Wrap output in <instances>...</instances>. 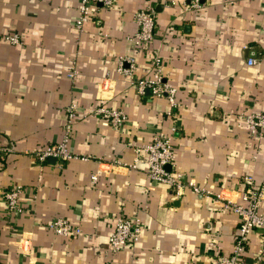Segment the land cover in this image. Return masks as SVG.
Listing matches in <instances>:
<instances>
[{
  "label": "crops",
  "instance_id": "0c3cea01",
  "mask_svg": "<svg viewBox=\"0 0 264 264\" xmlns=\"http://www.w3.org/2000/svg\"><path fill=\"white\" fill-rule=\"evenodd\" d=\"M148 3L157 11L155 36L137 45L135 13ZM79 5L0 0V264H214L232 252L241 224L217 194L240 201L264 180V135L245 119L264 110V0H207L201 8L184 0L99 2L82 30ZM154 52L178 88L175 108L165 96L139 95L118 70V58L133 55L134 76L150 75ZM99 106L122 108L128 120L113 125ZM68 130L79 156L38 159V149ZM160 130L173 135L172 169L208 192L185 187L174 195L151 180L136 146ZM137 157L138 167L127 165ZM13 184L24 185L21 212L8 210L4 198ZM120 214L139 216L142 231L113 251ZM57 216L79 232L56 233L49 222ZM263 245L264 230L255 227L244 259L257 264Z\"/></svg>",
  "mask_w": 264,
  "mask_h": 264
},
{
  "label": "built area",
  "instance_id": "2783aa9c",
  "mask_svg": "<svg viewBox=\"0 0 264 264\" xmlns=\"http://www.w3.org/2000/svg\"><path fill=\"white\" fill-rule=\"evenodd\" d=\"M113 0H80L79 14L75 18V26L82 30L85 23L90 19L92 8L96 3H111ZM207 0H184V3L189 8H201L205 5ZM156 17L157 11L155 7L148 3L140 7L135 13V21L137 29L133 35L132 40L137 45H150L153 41L156 32ZM8 38L13 42H19L20 37L18 33L8 35ZM129 62V65L126 64ZM250 64L256 63L257 59L249 57ZM137 67V60L135 56H120L118 58V70L133 79L139 95L150 94L153 96H165L171 103L172 107L178 106L177 90L178 88L165 78L163 71V59L159 53H153V71L150 75H143L135 77ZM78 74L77 66L74 65L68 72L71 79H75ZM76 104L71 105L69 116H75ZM99 112L105 113L109 121L116 126H121L128 120L127 112L118 107L99 106L96 109ZM170 114H175V111H169ZM250 131L257 135H264V110L253 111L246 114L245 117ZM71 127L69 123L68 128ZM176 125L173 124L171 129L176 130ZM70 132H65L60 141L49 143L46 146L37 150V157L41 161L47 160L51 156L61 159L79 156L74 152L70 146ZM142 151L146 153L145 161L148 165V175L153 182L165 183L171 187L174 195H180L185 187H191L199 193L208 192V189L198 184L193 179L185 178L183 173L174 171L168 168V164L173 165L176 157V149L174 146L173 135L165 130L157 132L153 139L149 142H143L136 146V153L140 154ZM139 157L135 161L128 163L130 167H138ZM93 179L98 178L97 172L92 175ZM243 180L247 183L253 184L254 180L251 175H245ZM24 190V185L13 184L4 193V198L7 202L8 210L19 211L23 210L21 202V193ZM264 191V180L260 189L251 187L246 189L241 194V200H234L228 198L224 193L219 192L217 195L224 201V206L236 211L240 218L241 224L233 250L229 254H221L214 264H253L244 259V251L247 246L249 233L255 227H261L264 230V212L259 209V201ZM49 227L56 233L61 235H71L79 232L73 223L64 216H57L49 222ZM142 231L141 219L139 216L120 214L117 217L114 230L110 234V243L113 251H118L129 243H135ZM264 245L258 252V263L263 264Z\"/></svg>",
  "mask_w": 264,
  "mask_h": 264
},
{
  "label": "water",
  "instance_id": "95a60500",
  "mask_svg": "<svg viewBox=\"0 0 264 264\" xmlns=\"http://www.w3.org/2000/svg\"><path fill=\"white\" fill-rule=\"evenodd\" d=\"M148 94H150V91H149V93H148ZM51 157H54V158L56 159V157H55V156H51ZM172 166H173V165H172L171 163H169V164H168V168H169V169H171V168H172Z\"/></svg>",
  "mask_w": 264,
  "mask_h": 264
},
{
  "label": "trees",
  "instance_id": "16d2710c",
  "mask_svg": "<svg viewBox=\"0 0 264 264\" xmlns=\"http://www.w3.org/2000/svg\"><path fill=\"white\" fill-rule=\"evenodd\" d=\"M7 203V202H6ZM8 208V207H7Z\"/></svg>",
  "mask_w": 264,
  "mask_h": 264
}]
</instances>
